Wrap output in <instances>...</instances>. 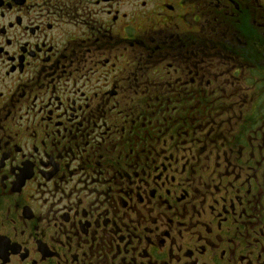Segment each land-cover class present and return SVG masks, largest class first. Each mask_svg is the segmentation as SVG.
Wrapping results in <instances>:
<instances>
[{
    "label": "flooded vegetation",
    "instance_id": "flooded-vegetation-1",
    "mask_svg": "<svg viewBox=\"0 0 264 264\" xmlns=\"http://www.w3.org/2000/svg\"><path fill=\"white\" fill-rule=\"evenodd\" d=\"M0 264H264V0H0Z\"/></svg>",
    "mask_w": 264,
    "mask_h": 264
}]
</instances>
